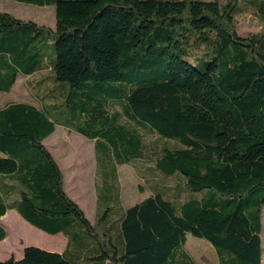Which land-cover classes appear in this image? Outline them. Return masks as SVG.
Instances as JSON below:
<instances>
[{
  "label": "trees",
  "instance_id": "16d2710c",
  "mask_svg": "<svg viewBox=\"0 0 264 264\" xmlns=\"http://www.w3.org/2000/svg\"><path fill=\"white\" fill-rule=\"evenodd\" d=\"M18 1L54 6L55 24L0 11V91L23 76L35 96L0 107V216L68 244L0 264H210L189 234L218 264H262L264 30L236 17L264 25V0ZM57 124L94 140V221L44 142ZM135 160L155 181L122 206L117 166Z\"/></svg>",
  "mask_w": 264,
  "mask_h": 264
},
{
  "label": "rangeland",
  "instance_id": "374dc122",
  "mask_svg": "<svg viewBox=\"0 0 264 264\" xmlns=\"http://www.w3.org/2000/svg\"><path fill=\"white\" fill-rule=\"evenodd\" d=\"M0 8L12 9L20 15L21 18L24 17L33 19L46 25L55 24L54 6L13 7L10 0H0ZM18 15L17 17H19ZM236 20L238 23V30L241 32H259L264 30V25L260 21L259 17L246 7L238 13ZM21 77L23 78V76ZM24 84L25 82L20 79L17 87L12 89L10 94H13V99L32 100L31 96L35 98L30 90V95H26L27 91L24 88ZM34 90L37 92L36 87H34ZM60 130L61 126H58L56 132L51 135L52 138L48 139L47 143L64 170L68 192L72 197L81 203L87 213V216L94 220L97 209L98 188H101L102 179L104 178L101 169L102 166H100V169L98 170L99 175L97 174L94 142L90 141L86 137L85 142H80L78 139ZM100 161L102 162V159ZM139 162H141V160H135L132 163H125L117 166L118 175L114 188H118V185L120 187V205L122 206L140 201L150 194L147 183H152V181L155 180L150 174L140 171L148 165V162L143 164H140ZM110 183H113L112 175L110 176ZM114 188L110 190L113 191ZM115 205L116 207L119 206V202L116 201ZM105 208V204L101 205L102 211ZM16 214H18L17 211L12 209L5 218V223L9 227V239L6 242H0L1 260L6 257L8 258L10 254L11 256H15L18 249H20L23 245L22 241L24 244L28 243V241L36 242L45 247L55 245V242L59 241L58 239H55L58 234L52 235L47 233H38L34 230L32 231L31 229L26 228L20 220L18 221ZM262 218V264H264V207L262 211ZM185 246L189 251L196 254V257L197 255H201L199 257H204L210 262V264H218L215 248L210 247L207 240L189 234Z\"/></svg>",
  "mask_w": 264,
  "mask_h": 264
},
{
  "label": "crops",
  "instance_id": "0c3cea01",
  "mask_svg": "<svg viewBox=\"0 0 264 264\" xmlns=\"http://www.w3.org/2000/svg\"><path fill=\"white\" fill-rule=\"evenodd\" d=\"M10 2H11V4H12V6L14 7V6H27V7H37L38 5H35V4H31V3H26V2H20V1H18V0H10ZM47 6V5H46ZM38 7H44V6H38ZM0 11H2V12H8V13H10V14H12V15H15V14H17L14 10H12V9H2V8H0ZM18 15V14H17ZM17 15H15V16H17ZM19 17H20V15H18ZM21 18V17H20ZM22 18H24V17H22ZM34 77V76H33ZM20 79H21V81H24L25 82V84H24V88L26 89V91H27V94L26 95H30V93H29V88H28V86H27V77H21V76H19L18 77V79H17V81L15 82V84L13 85V87L9 90V91H0V107H4L5 105H7V104H9V103H11V102H14V101H30V100H21V99H13V94H10L11 93V91H12V89L14 88V87H17V85H18V82L20 81ZM15 90V89H14ZM9 95H8V94ZM8 95V96H7ZM58 126H61V130L60 131H64V132H66V134H69L70 136H73L74 138H76V139H78V141H80V142H85L86 140H85V137L86 136H84L82 133H80V132H78V131H76V130H74V129H71V128H69V127H66V126H64V125H61V124H57L56 125V129H57V127ZM56 129H55V131L54 132H56ZM53 132V133H54ZM52 133V134H53ZM51 134V135H52ZM50 135V136H51ZM50 136H48L45 140H44V142H45V144L47 145V147L49 148V150L51 151V153L53 154V156L55 157V159L57 160V158H56V156H55V154H54V152L52 151V149L49 147V144L47 143V141H48V139H51L52 138V136L50 137ZM83 136V137H82ZM50 137V138H49ZM87 139H89L90 141H93L94 142V140L93 139H90V138H88V137H86ZM94 152H95V150H94ZM57 162H58V164L60 165V163H59V161L57 160ZM60 167H61V165H60ZM62 168V167H61ZM62 170H63V168H62ZM96 170H97V168H96ZM96 170H95V172H96ZM63 174H64V181H65V189L67 190V192H68V189H67V182H66V177H65V173H64V170H63ZM97 178V177H96ZM69 193V192H68ZM69 195H70V193H69ZM71 196V195H70ZM72 197V196H71ZM74 200H76L77 201V199H75L74 197H72ZM80 205H81V203L79 202V201H77ZM133 204V203H132ZM130 205V204H129ZM82 206V205H81ZM83 207V206H82ZM84 209V208H83ZM12 209H9L7 212H6V214L5 215H2V216H0V224L6 229V231H7V236L4 238V239H2L1 241H4V242H6V241H8V239H9V227H8V225L5 223V218H6V216L8 215V213H10V211H11ZM14 210H16V209H14ZM17 211V210H16ZM86 212V211H85ZM15 213V212H14ZM17 213L19 214V212L17 211ZM18 214H16V217L18 218V221L20 220V222L21 223H23L24 224V226L26 227V228H28V229H31L32 231L34 230L35 232H38V233H47V234H51V233H48L47 231H45V230H43V229H41V228H39V227H37V226H35V225H33L32 223H30L29 221H27L25 218H23L20 214V216L18 215ZM87 214V213H86ZM95 217H96V213H95ZM91 221H94V220H92V219H90ZM56 234H58V236H56L55 237V239H58L59 241H56L55 242V245H52V246H48V247H45V246H42V245H39L38 243H36V242H30V241H28V243H23V241H22V246L20 247V249H18V251L16 252V254H15V258L16 259H20V258H22L23 257V255H24V249H25V247H27V246H30V245H34V246H38V247H40V248H43V249H45V250H48V251H54V252H60V253H62L65 249H66V247H67V244H68V238H67V236L64 234V233H62V232H59V233H56ZM56 234H52V235H56ZM0 241V242H1ZM13 252V251H12ZM11 252V253H12ZM9 257H11V254L9 255ZM8 257V258H9ZM5 259H7V257L5 258ZM5 259H3V260H5ZM1 260V259H0Z\"/></svg>",
  "mask_w": 264,
  "mask_h": 264
}]
</instances>
